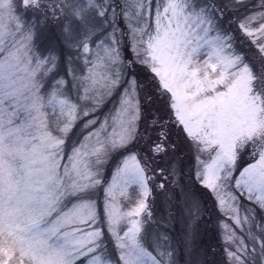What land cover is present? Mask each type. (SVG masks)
Listing matches in <instances>:
<instances>
[{
    "label": "snow or ice",
    "instance_id": "obj_1",
    "mask_svg": "<svg viewBox=\"0 0 264 264\" xmlns=\"http://www.w3.org/2000/svg\"><path fill=\"white\" fill-rule=\"evenodd\" d=\"M0 264H264V0H0Z\"/></svg>",
    "mask_w": 264,
    "mask_h": 264
}]
</instances>
